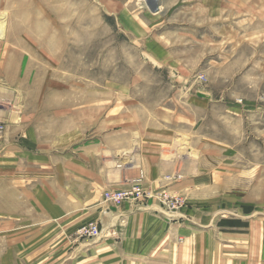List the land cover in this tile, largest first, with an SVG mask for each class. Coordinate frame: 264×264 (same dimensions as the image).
<instances>
[{
  "label": "rangeland",
  "instance_id": "obj_1",
  "mask_svg": "<svg viewBox=\"0 0 264 264\" xmlns=\"http://www.w3.org/2000/svg\"><path fill=\"white\" fill-rule=\"evenodd\" d=\"M160 2L168 6L163 23L125 28L120 13L153 12L149 0H0V185L7 184L8 122L18 135L37 124L44 137L77 125L81 137L87 121L97 135L130 122L152 130L154 119H166L175 157L164 158L173 168L151 178L160 187L145 186L140 173L108 191L140 186L171 218L187 206L238 214L239 227L250 229L238 237L236 263L264 264V5L254 8L264 3ZM108 191L104 201L114 206L146 203H113ZM0 195L6 264L8 232L23 223L13 218L21 208L8 216Z\"/></svg>",
  "mask_w": 264,
  "mask_h": 264
},
{
  "label": "crops",
  "instance_id": "obj_2",
  "mask_svg": "<svg viewBox=\"0 0 264 264\" xmlns=\"http://www.w3.org/2000/svg\"><path fill=\"white\" fill-rule=\"evenodd\" d=\"M149 1L153 12L120 13L123 27L132 28L126 25L131 22L163 23L167 4ZM169 122L154 119L152 127L159 128L152 130L130 122L96 135L95 123L87 121L81 137L77 125L44 137L37 124L18 135L8 122V176L0 193L6 192L8 216L14 207L21 208L13 218L23 225L8 232L6 264H237L238 237L250 229L239 227L238 214H209L205 206H187L171 218L159 213L151 200L121 206L104 201L105 191L128 187L140 173L145 175V186L160 187L151 178L162 167L169 171L174 166L164 160L175 157L173 148L166 147ZM92 221L100 224L104 236L78 239V229ZM68 251L69 260L64 257ZM156 253L165 254V259L153 258Z\"/></svg>",
  "mask_w": 264,
  "mask_h": 264
},
{
  "label": "built area",
  "instance_id": "obj_3",
  "mask_svg": "<svg viewBox=\"0 0 264 264\" xmlns=\"http://www.w3.org/2000/svg\"><path fill=\"white\" fill-rule=\"evenodd\" d=\"M5 125L0 122V134L4 131ZM149 193L145 192L140 188V186H136L134 188L128 190H120V191H108L105 193V198L107 201H111L113 203H120L121 201L135 199L146 201V198L149 197ZM179 200H176L178 202ZM78 234L80 237H87L91 239H97L101 236V229L97 223H89L87 225L82 226L78 230Z\"/></svg>",
  "mask_w": 264,
  "mask_h": 264
}]
</instances>
